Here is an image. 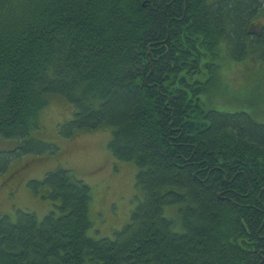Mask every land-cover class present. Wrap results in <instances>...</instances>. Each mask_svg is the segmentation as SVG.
<instances>
[{
	"label": "trees",
	"instance_id": "16d2710c",
	"mask_svg": "<svg viewBox=\"0 0 264 264\" xmlns=\"http://www.w3.org/2000/svg\"><path fill=\"white\" fill-rule=\"evenodd\" d=\"M262 14L264 0H0V137L17 142L0 173L59 153L33 136L54 97L72 107L63 138L109 129L137 168L114 238L91 235V187L71 169L30 180L53 207L0 215V264H264V109L219 99L227 63L264 59Z\"/></svg>",
	"mask_w": 264,
	"mask_h": 264
},
{
	"label": "rangeland",
	"instance_id": "374dc122",
	"mask_svg": "<svg viewBox=\"0 0 264 264\" xmlns=\"http://www.w3.org/2000/svg\"><path fill=\"white\" fill-rule=\"evenodd\" d=\"M263 24L264 14L257 17L254 27L261 30ZM259 65H264V59L259 57L249 61L232 60L227 63L229 70L226 69L224 74L225 90L217 91L220 92L219 99H223L224 105L247 110V105H254L260 110L264 109V80L253 81L249 74ZM251 68L253 69L250 70ZM228 81L238 96L233 95L235 93ZM232 96L236 101L231 100ZM71 116L70 103L58 97L52 98L41 112L40 127L33 131V136L42 142L57 143L59 153L26 155L11 164L6 172L0 173V215H8L13 221H17L19 211L35 213L39 218L48 214L53 207L52 202L34 194L28 184L32 179H42L47 172L61 165L71 169L78 179L91 187V235L96 238H114L118 230L129 221L135 207L137 168L134 163L118 161L114 157L108 148L111 138L109 129L79 131L69 139L63 138L60 135L61 125ZM253 118L259 123H264L263 116L259 113L254 114ZM10 141L12 140L0 137V150H8L17 145L16 141H13L15 144ZM172 208L177 215L176 208ZM173 210H166V215L172 217Z\"/></svg>",
	"mask_w": 264,
	"mask_h": 264
}]
</instances>
